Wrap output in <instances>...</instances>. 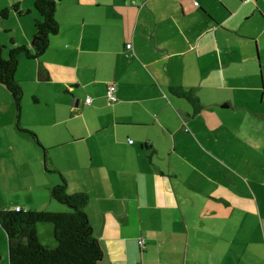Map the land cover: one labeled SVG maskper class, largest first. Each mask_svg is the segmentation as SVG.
<instances>
[{"label":"crops","instance_id":"0c3cea01","mask_svg":"<svg viewBox=\"0 0 264 264\" xmlns=\"http://www.w3.org/2000/svg\"><path fill=\"white\" fill-rule=\"evenodd\" d=\"M33 1L12 4L36 17ZM55 18L18 59V106L0 83V181L34 195L0 208L62 211L64 179L87 194L100 264H264V227L246 224L264 220V0H57ZM8 26L0 45L32 46L33 22ZM38 236L55 243L51 224Z\"/></svg>","mask_w":264,"mask_h":264},{"label":"trees","instance_id":"16d2710c","mask_svg":"<svg viewBox=\"0 0 264 264\" xmlns=\"http://www.w3.org/2000/svg\"><path fill=\"white\" fill-rule=\"evenodd\" d=\"M56 4L57 0L33 1L38 14L33 19L31 47L25 44L13 45L12 41L10 46L0 45V83L10 92L17 106L22 94L21 86L15 78L18 59L20 56L35 58L45 51L50 36L59 29L55 18ZM11 6L17 14L30 11L21 9L17 3ZM8 12L7 7L0 9V18L7 17ZM180 93L197 106L189 92ZM51 195L67 205L64 210L0 208V226L7 239L8 264H100L103 249L92 233L84 210L87 194L68 193L62 179L52 187ZM43 222L52 225L53 245L42 242L38 236V225Z\"/></svg>","mask_w":264,"mask_h":264},{"label":"rangeland","instance_id":"374dc122","mask_svg":"<svg viewBox=\"0 0 264 264\" xmlns=\"http://www.w3.org/2000/svg\"><path fill=\"white\" fill-rule=\"evenodd\" d=\"M11 5H12V0H0V9H2L4 7H7L9 9L7 17L0 18V26H1V24L5 25V28H3V27L0 28V37H3V36L5 37V36H8L9 34H11V31L8 30V27H9L8 25L13 24L14 22H33V19L35 17V14L33 15L30 12L23 13V14H17L12 9ZM35 12H36V14H38L37 11H35ZM7 43H8V39H7ZM9 44H11V43H9ZM239 168H243V167L240 166ZM245 169L246 168H245V165H244V169H242V172H243V176L245 175V177H246L247 171ZM255 169L258 171V173L261 174V168L260 167H256ZM221 172H223L222 169H221ZM250 175H252V176H249L250 181L252 183L255 180V179L253 180V178L254 177L256 178V176H255V173H250ZM20 182H21L20 179L17 177L16 179H13L11 181V183L9 184V187H6L4 185V181H2V182L0 181V201H2V203H8L7 202L8 199H10L11 201L13 199H17V200H20V201H27L28 197L33 201L34 195L33 196L32 195H28V193L27 194L24 193L25 195L22 194L23 193V189H22V186H21ZM189 189H191L190 192L192 193L193 189L192 188H189ZM33 191L36 192V190H33ZM205 200H207V198ZM206 203H208L207 205L213 204L210 200H207ZM61 204H63L64 206H67L65 203H61ZM188 206L190 207V209H192V202H189ZM203 213H204V211H203ZM214 213L215 212H211L210 215H212ZM188 215H189V211L187 210L186 211V216H187L186 220H187V223L190 224L192 222V220H190ZM204 215L206 216V215H209V214L205 213ZM237 216H238V214H237ZM234 217L236 218L235 215H234ZM232 221L235 222V219H233ZM248 222H249L248 227H251V228L256 226V225H254V223H256L257 226H260V227L263 226L264 227V220L261 221V223H262V225H261V223H259L258 214H256V213L254 215L251 214L250 219H248L246 221V224H248ZM153 223L157 225L156 221H154ZM41 224L50 225L51 223L43 222ZM202 226H203V228L201 229V227H200V231L201 230L203 231V229H207L210 232L214 233L217 237H220L223 240L232 239V238L235 239V240H240V239H243L242 237H244V233H236L235 235L234 234L231 235V233H229L227 230H222V229H219L217 227H213L212 228V227L208 226L207 224H205L204 221H203ZM255 232H256V230L254 231V233ZM253 238H256V235L253 236ZM197 239H200V240H202V242L207 243L208 241H210L211 238H209L205 234H201V235L197 236ZM256 241L257 240L255 239L254 243H256ZM209 250H210V253H209L210 259H211V257L213 255L217 256L219 254V253H216V252L212 253L211 249H209ZM234 251H235L234 252V256H235L234 260H237V257H236L237 253L244 255V253L241 250L237 251L236 249H234ZM148 254H149L150 257H155L156 261H158V259H159V261H161V259L159 258V255L157 253H154L151 250H149ZM249 255H252L253 257L256 256L258 258L261 257L257 252H250ZM211 261H212V259H211ZM219 261L225 263L227 260L220 259ZM227 262L229 263V261H227ZM0 264H8L7 239H6V235H5L4 231H3V229L1 228V226H0Z\"/></svg>","mask_w":264,"mask_h":264},{"label":"built area","instance_id":"2783aa9c","mask_svg":"<svg viewBox=\"0 0 264 264\" xmlns=\"http://www.w3.org/2000/svg\"><path fill=\"white\" fill-rule=\"evenodd\" d=\"M131 1L133 2L134 0H131ZM194 4H197V1H194ZM126 48L127 49L131 48V43L130 42L126 44ZM126 54L128 55L129 53L127 52ZM115 88L116 87H115L114 84H110L108 86L106 94H107V97H108L109 100H114L115 99V94H114ZM90 100H91V98L89 96H87L85 98L86 102H89ZM15 209H19V206H16Z\"/></svg>","mask_w":264,"mask_h":264}]
</instances>
